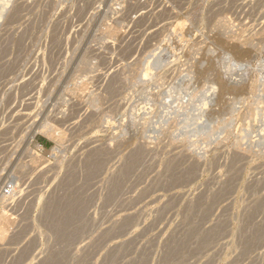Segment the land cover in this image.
<instances>
[{
  "label": "rangeland",
  "instance_id": "rangeland-1",
  "mask_svg": "<svg viewBox=\"0 0 264 264\" xmlns=\"http://www.w3.org/2000/svg\"><path fill=\"white\" fill-rule=\"evenodd\" d=\"M263 28L264 0H0V264H264Z\"/></svg>",
  "mask_w": 264,
  "mask_h": 264
},
{
  "label": "bare ground",
  "instance_id": "bare-ground-1",
  "mask_svg": "<svg viewBox=\"0 0 264 264\" xmlns=\"http://www.w3.org/2000/svg\"><path fill=\"white\" fill-rule=\"evenodd\" d=\"M264 29V28H263ZM262 29V30H263ZM110 30V29H109ZM109 30L106 32L107 34H109L108 32H109ZM112 30V29H111ZM261 30V31H262ZM115 32V31H114ZM258 32H260V31H258ZM255 33V32H254ZM111 34H112V31H111ZM261 34V33H260ZM110 35V34H109ZM113 35H114V33H113ZM253 35V34H252ZM257 35H258V33H257ZM238 36V35H237ZM254 36V35H253ZM262 36V35H261ZM244 37V36H243ZM243 37H241V38H243ZM248 37H250V35L248 36ZM235 38H238V39H240L239 37H235ZM234 39V38H233ZM233 39L231 40V41H233ZM237 39V40H238ZM258 39H260V38H258ZM263 39V38H262ZM237 40L235 41V43H234V45L235 44H238V43H236L237 42ZM241 40V39H240ZM239 40V41H240ZM246 40V39H245ZM248 40V39H247ZM246 40V41H247ZM250 40H251V38H250ZM238 41V42H239ZM242 42L244 41V40H241ZM241 42V43H242ZM248 43L247 44H249L250 43V41H247ZM231 44H233V43H231ZM243 44H245V42L243 43ZM254 45H255V43H254ZM233 46V45H232ZM241 46H243V45H241ZM246 46V45H245ZM239 47H240V45H239ZM250 47V46H249ZM236 49H237V45H236ZM247 49V48H246ZM249 49V48H248ZM251 50V49H250ZM245 53V52H244ZM241 55V54H240ZM230 67V66H229ZM230 71V70H229ZM229 73H231V72H229ZM137 74V73H136ZM137 77H138V75H137ZM136 79V78H135ZM75 86V85H74ZM72 87V86H71ZM78 87H76V89H77ZM251 89H252V87H251ZM251 89H250V91H251ZM254 90H255V88H254ZM77 91V90H76ZM75 91V92H76ZM255 92V91H254ZM253 91L251 92V93H254ZM74 93V92H73ZM253 95V94H252ZM255 102V101H254ZM251 103V105H253V104H255V103H253V102H250ZM253 103V104H252ZM248 105H250V104H248ZM250 105V106H251ZM249 106V107H250ZM252 107V106H251ZM250 107V108H251ZM252 109V108H251ZM253 110H255V109H253ZM248 112H250V110H248ZM248 112H246V113H248ZM251 112H252V110H251ZM253 114V113H252ZM250 115L248 114V117H249ZM250 117H252V115L250 116ZM49 122H47L46 124H40V126H38V128H37V131H39L40 133H42V134H44V135H46L47 137H49L50 139H53L57 144L59 143L60 144V142L62 141V139H63V134H65L64 132H61V131H63V130H59L58 129V126L57 127H55L54 125H52V124H48ZM59 125V124H58ZM62 129V128H61ZM66 132V131H65ZM63 142V141H62ZM64 144H66V143H64ZM62 145V144H61ZM61 147V146H60ZM62 148V147H61ZM63 149V148H62ZM65 149V148H64ZM52 151V150H51ZM65 151V150H64ZM65 154V153H64ZM57 160H59L58 158L59 157H55ZM90 159V158H89ZM94 159V158H93ZM56 161V160H55ZM90 161V160H89ZM93 161V160H92ZM58 163H59V161H57ZM88 163V162H87ZM93 163V162H92ZM97 163V162H96ZM94 164V163H93ZM100 165V164H99ZM87 168H88V166H87ZM97 168V167H96ZM95 170V169H94ZM90 171V170H89ZM92 171V170H91ZM14 173V172H13ZM9 178V177H8ZM5 182V181H4ZM19 188V187H18ZM226 188V187H225ZM224 189V188H223ZM225 192H227V191H225ZM221 195V194H220ZM224 195V194H223ZM65 201V200H64ZM67 202V201H66ZM70 202V201H69ZM59 203V202H58ZM71 203V202H70ZM69 203V206L67 207V208H62V212H61V218H60V220H59V225H57V226H60V225H64L65 223H66V221L71 217V216H73L72 215V210H73V208H72V205ZM73 204V203H72ZM57 205V204H56ZM58 206V205H57ZM53 207H55V206H53ZM57 208V207H56ZM192 208V207H191ZM51 209V208H50ZM193 209V208H192ZM52 210V209H51ZM59 210H60V208H59ZM77 210V209H76ZM56 211V210H55ZM54 212V211H53ZM189 213V212H188ZM187 213V214H188ZM189 215V214H188ZM192 216H194V215H192ZM190 217V216H189ZM123 219V218H122ZM192 219V218H191ZM190 219V220H191ZM72 220H73V218H72ZM122 221V220H121ZM187 221H188V219H187ZM69 222V221H68ZM67 222V223H68ZM193 222V221H192ZM121 224V223H120ZM195 224V223H194ZM189 225V224H188ZM82 226V225H81ZM84 226V225H83ZM195 226V225H194ZM62 227V226H61ZM68 227V226H67ZM115 227H116V223H115ZM114 227V228H115ZM119 227H121L120 225H119ZM192 227V226H191ZM190 227V228H191ZM211 229V228H210ZM187 230V229H186ZM189 230V229H188ZM194 230V229H193ZM209 230V229H208ZM212 230V229H211ZM196 233V232H195ZM202 233V232H201ZM201 233H199V235L201 234ZM205 233V232H204ZM210 233H211V231H210ZM188 234V233H187ZM192 235H193V233H192ZM208 236H209V233L207 234ZM189 236V235H188ZM4 237V230L2 229V227L0 226V240L2 239ZM184 237V236H183ZM182 237V238H183ZM190 237V236H189ZM181 239V238H180ZM179 240V239H178ZM190 240H191V237H190ZM193 240V239H192ZM197 242V241H196ZM203 242H204V240H203ZM120 244V243H119ZM119 244L117 243V246H119ZM186 244V243H185ZM122 246V245H121ZM175 246V245H174ZM176 246H178V245H176ZM175 246V247H176ZM182 247V246H181ZM119 248V247H118ZM198 248V247H197ZM117 249V248H116ZM121 249V248H120ZM178 251V250H177ZM184 251V250H183ZM182 251V252H183ZM179 253H180V251H179ZM184 253V252H183ZM178 258V257H177ZM173 259V258H172ZM181 259V258H180ZM178 261L180 262V260L178 259ZM172 262V261H171ZM177 262V261H176ZM172 264V263H171ZM175 264V263H174Z\"/></svg>",
  "mask_w": 264,
  "mask_h": 264
},
{
  "label": "built area",
  "instance_id": "built-area-1",
  "mask_svg": "<svg viewBox=\"0 0 264 264\" xmlns=\"http://www.w3.org/2000/svg\"><path fill=\"white\" fill-rule=\"evenodd\" d=\"M42 146H38L40 151ZM56 150L54 152H45L44 156L46 159H52L56 157ZM17 185L14 184V180L10 179L3 187L0 188V207L4 208L6 212H10L14 206V201L19 194ZM9 214V213H8ZM11 214V213H10ZM12 220L14 217L11 215Z\"/></svg>",
  "mask_w": 264,
  "mask_h": 264
}]
</instances>
